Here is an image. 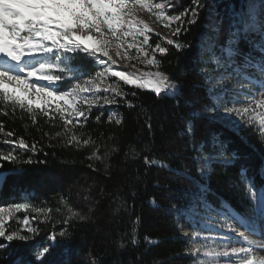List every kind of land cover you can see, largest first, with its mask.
<instances>
[{
  "label": "trees",
  "instance_id": "trees-1",
  "mask_svg": "<svg viewBox=\"0 0 264 264\" xmlns=\"http://www.w3.org/2000/svg\"><path fill=\"white\" fill-rule=\"evenodd\" d=\"M209 1L217 6L219 20L223 17L215 40L214 49L218 50L228 40L229 13L245 10L246 0ZM174 5L176 14L194 6L192 0H174ZM206 21L203 8L195 24L185 23L187 31L172 36L187 46L177 51L163 45L168 52L163 56L157 54L159 71L179 85L180 95L157 97L119 82L133 107L123 101L94 107L87 123L74 129L81 141H92L87 146H65V137L52 139L62 128L58 118L53 126L44 117L32 124L26 113H13L10 107L7 115L0 113L4 130L14 133L11 139L23 137L38 148L35 154L16 149L21 161L30 158V164L2 162L0 172L18 168L22 173L8 175L0 186V206L25 193L37 208L52 209L48 218L35 212L25 214L36 217L31 226L38 230L37 234L27 243L13 241L0 248V264H12L17 258L33 262L29 255L37 241L65 228L70 236H57L59 243L47 264H193L186 241L176 230L175 217L177 209L195 204L201 185L207 189L206 199L217 209L223 201L242 219L253 214L252 195L240 170L246 168L247 176L264 191V140L249 129L238 137L208 119L210 111L205 108L212 109V105L197 47ZM244 44L245 49L252 46L241 37L239 47ZM79 57L77 63H82L86 70L90 68V61ZM110 112L118 114L120 124L108 121ZM192 112L199 115L193 119L189 133L186 124ZM101 113L97 122L95 117ZM214 134H222L221 139L228 142L224 158L231 159L229 154L233 151L238 158L231 164H209L202 175L198 169L203 161L198 160V154L201 145L204 154L216 153L217 149L211 147ZM3 139L0 135V146L4 145ZM94 151L100 159H89ZM145 158L165 163L172 171L145 163ZM177 170L182 174H176ZM68 206L87 219L81 221L77 216L65 225L62 221L70 215ZM8 229L18 230L12 229V222Z\"/></svg>",
  "mask_w": 264,
  "mask_h": 264
},
{
  "label": "snow or ice",
  "instance_id": "snow-or-ice-1",
  "mask_svg": "<svg viewBox=\"0 0 264 264\" xmlns=\"http://www.w3.org/2000/svg\"><path fill=\"white\" fill-rule=\"evenodd\" d=\"M192 4L193 7L186 8L179 14L170 15V9L175 6L174 0H0V113L7 115L10 107L13 113L17 110L26 113L32 124H36L39 117H44L53 126L58 118L62 122V128L52 139L65 137V146L75 145L80 148L92 141L90 139L81 141L74 129L78 126L82 128L87 123L94 107L115 105L120 101L130 108L133 107L132 103L126 100V93L119 82L122 81L123 85L136 89L148 90L157 97L163 94L175 98L180 95V87L172 82L168 75L159 71L160 61L157 59V53L163 56L168 52V48L159 42L154 47L151 45L150 34L154 29L140 18V14L146 12L154 16L164 29L171 30V36L176 37L182 30L187 31L185 23L195 24L200 10L206 7L202 0H192ZM246 5L243 11L229 13L228 40L226 46L221 48L222 57H217L212 52L213 44L207 46L201 44V54L211 53V60L216 67L224 68V72L217 77V83L222 90L213 96L214 107L212 109L206 107L205 110L218 112L222 107L226 115L212 119L218 120L223 128L239 134L240 125L231 119L234 115L243 124L258 125L259 134L264 138V0H246ZM209 11L211 15L208 19L212 23L207 27L219 31L217 21L213 19L220 15L217 6L213 4ZM222 22L223 17L219 23ZM173 24L176 25L174 29ZM250 35L259 36V40H251ZM241 37L247 40L259 55H253L250 51L243 55L241 63H237L233 58L240 53L234 45L239 43ZM161 39L167 45L175 47L177 51L187 46L167 36ZM204 39L208 38L205 36ZM133 49L135 57L131 55ZM78 54H83L93 64H98L99 69L94 73L84 72L79 65L74 64ZM132 59L139 60L148 70L137 69V74L113 67L119 61H123L124 66L128 67V62ZM201 71L209 70L205 67ZM109 78H116V82H109ZM208 79L210 80V77ZM228 79H235L244 91L235 92L229 97L228 89L224 87ZM256 84L260 85L259 99L256 98L255 92L247 90L249 85ZM101 93L104 95H100ZM132 95L135 96V92ZM241 95L245 100H240ZM102 115L103 113L95 117L97 122L101 120ZM198 115V112L190 114L186 124L187 132H192L193 119ZM117 116V113L110 112L108 121L120 124L121 120ZM0 135L5 137L3 144L11 145L7 152L0 150V168L3 167L2 162L32 163L30 158L21 161L15 150L31 151L35 154L38 150L36 143L29 145L23 137L11 139L14 133L5 131L2 122ZM221 135L214 134L211 139V147L219 149V157L225 155L228 143L221 139ZM202 149L203 145L198 154V160L203 161V166L198 171L203 175L205 168L217 157L204 154ZM229 155L231 160H224V163H231L238 158L235 151ZM92 158L101 157L94 151L89 159ZM145 163L172 171L169 165L156 160L149 161L145 158ZM21 173L22 169L18 168L0 172V186L8 175ZM176 174L182 173L177 170ZM241 175L252 195L251 216H245L243 219L233 217L230 212L223 210L225 204L223 201L220 202V209L223 211H217V208L207 201V189L204 185L200 186L196 204L188 206L189 208L198 206L206 213L217 212L225 215L226 220L222 227L229 232L236 231L237 228L244 229L239 232L240 240H235L226 233L219 234L218 238L221 241L219 244L217 237H203L205 243L196 245L192 250V255L198 257L200 264H264V255H259L255 251L258 248L264 249V240L252 238L257 231L256 225L259 222L257 217L264 220V191L259 190L254 181L247 176L246 168L241 169ZM61 202L66 203L63 198ZM51 211L50 208H37L31 202L30 195L20 196L10 204L0 206V248L8 247L13 241L27 243L37 234L38 230L30 224V220L36 217L27 215L22 219L23 230L9 231L8 225L17 214L35 212L48 218ZM185 211L186 209H177V215L182 216ZM68 212L70 215L62 221L65 225L77 216L81 221L87 219L71 206H68ZM227 219H232L234 223L227 224ZM202 231L213 230L194 226L193 236L199 238ZM23 232H27L28 235ZM58 235L65 238L70 236V233L65 228L59 233L53 231L49 234L47 240L51 243H45L35 249L33 253L35 261L47 264V258L54 253L59 243ZM132 243H136L135 237ZM15 264L34 262L17 258Z\"/></svg>",
  "mask_w": 264,
  "mask_h": 264
},
{
  "label": "rangeland",
  "instance_id": "rangeland-1",
  "mask_svg": "<svg viewBox=\"0 0 264 264\" xmlns=\"http://www.w3.org/2000/svg\"><path fill=\"white\" fill-rule=\"evenodd\" d=\"M203 2L206 3V7L204 9H206L207 7H211L213 5L209 0H203ZM169 14L170 15L176 14V13L173 12V7L170 9ZM140 18L144 19L154 29L153 33L150 34V43H151V45L154 47L155 44L158 43V42L161 43L162 45H167L166 43H164V41L161 38L165 37V36H167L168 38H172L171 30L170 29H164L163 26L159 22H157L155 20L154 16H150L146 12L141 13L140 14ZM218 21H219V18H218ZM174 27H175V24L172 25V28H174ZM250 36L252 37V40H256L254 35H250ZM236 48L238 49L237 45H236ZM245 48H246V46L244 44L242 47H240V49H238V51H244V50L247 51V50L250 49V48H248V49H245ZM213 50L214 49H212V52H213ZM219 53H221V48H219L218 51H217V54H219ZM157 54H159V53H157ZM79 55L83 56V54H78L75 57L74 64L79 65L80 68L84 72H93L94 73L95 70L99 69L100 66L98 64H93L88 58H85L83 56L86 60H89L90 63H91L90 68H88L86 70L82 63H80V62L77 63L78 59L80 58ZM131 55L133 57L136 56V53H135L134 49L132 50ZM233 59L237 63H241L242 60H243V58H241V57H236V58H233ZM128 63H129V66L125 67L124 66V62L123 61H119L113 67L116 68L117 70H121V71H124V72H127V73H137V69H139V70H148V69H145L144 65L142 63H140V61L137 60V59H132ZM132 65H135L136 67H132ZM202 67H207V69L209 70V71H207V74L209 75L210 81H212V83H213L214 79H216V82H217V77L220 76V74L224 72V68H217L215 63L212 62L211 53H205L204 54V62L202 63ZM150 70L156 71V69H150ZM229 71H231V69H229ZM109 82L115 83L116 82V78H109ZM217 85H218V83H217ZM236 85H238V83L236 82L235 79H228L224 83V87H226V88L227 87H236ZM218 86H220V85H218ZM139 90H144V89H139ZM100 95H104V93H101ZM221 114L225 115V113H224V111L222 109H221ZM232 119L238 120L237 117H235L234 115L232 116ZM238 124L240 125V129H241L243 123L238 122ZM10 149H11V145L4 144V145L0 146V150H3L5 152H7ZM24 195H27V194L23 193L21 196H24ZM252 210H253V203H252ZM25 214L26 213H23V212L19 213V214H17L15 219L11 220L12 229H16V228L18 230H23L24 229V225L22 223V219L25 216ZM204 217H207V218H204ZM257 219H258L259 222L256 225V229H257L256 235L253 236V237L254 238H262L264 236V220H259V217H257ZM225 220H226L225 215H220V214L212 213V212L206 213V212H204L203 209H201L200 207L197 208V206H196L194 208H188L185 211L184 215H182V218L181 217L176 218V223H177V226H180V227L183 225V223H186V226H188V229L191 231L192 235H193V227L194 226L211 228L213 231H211V232L202 231L199 238L193 236L196 239V244L197 245H202V244L205 243V240L203 239V237L214 236V237L218 238L219 234H222L223 232L226 233L227 235L233 234L234 231L229 232L226 228L222 227V225L225 223ZM226 223L227 224H232L231 219H227ZM30 224H31V220H30ZM45 243L50 244L51 241H48L47 238L46 239L42 238V239L38 240L37 243L35 244V246L33 247L32 252L29 255L33 259V262L36 263V264H38L40 262L39 261H35V257L33 255V253H34V251H35V249L37 247H40V246H42ZM219 243H220V240L218 238L217 239V244H219ZM236 246H239V245H236ZM196 258L198 259L197 256H196ZM15 262H16V260H14L12 262V264H15ZM198 264H200V260L198 261Z\"/></svg>",
  "mask_w": 264,
  "mask_h": 264
},
{
  "label": "built area",
  "instance_id": "built-area-1",
  "mask_svg": "<svg viewBox=\"0 0 264 264\" xmlns=\"http://www.w3.org/2000/svg\"><path fill=\"white\" fill-rule=\"evenodd\" d=\"M208 4V3H207ZM209 9H210V7H207L205 10H206V18H207V21H206V23L204 24V30H203V33H202V35L199 37V41H198V43H197V47H198V59H199V61L201 62V63H203L204 62V54L202 55L201 54V44L202 43H204L205 44V46H207V44H213V45H215L216 44V42H215V40H216V38L218 37V31H213L212 29H211V27H207V25H210L211 23H212V21L211 20H209L208 19V17L211 15V13H210V11H209ZM213 19L215 20V21H217V27H218V25H219V21H218V18H217V16H215V17H213ZM205 36L208 38L207 40H205L204 38H205ZM255 36V39L256 40H259V36H257V35H254ZM224 46H226V43L223 45V47ZM234 47H236V45H234ZM214 48V47H213ZM212 48V49H213ZM239 49V48H238ZM252 52L253 53V55H259V53H257L254 49H253V47L251 46L250 47V49L249 50H247V51H238L240 54L239 55H237V56H235L234 58H236V57H241V58H243V55L244 54H246V53H249V52ZM213 52L215 53V55H217V57H222L223 56V54H222V52L221 53H219V54H216V52L213 50ZM202 68H205V67H202ZM203 74H205L206 75V82H205V86H206V91H207V94H208V98H209V100H210V102H211V105H212V107H214V99H213V96L216 94V93H218V92H220L222 89H221V86H218L217 85V82H216V79H214L213 80V83H212V81H210L208 78H209V75L207 74V72H202ZM257 75V77H258V73L256 74ZM259 88H260V85L259 84H256V85H249L248 86V89L247 90H251L252 92H255L256 93V98L257 99H259L260 98V95H259ZM227 89H228V95H229V97H231V95L233 94V93H235V92H240V91H244V89H241V86L238 84V85H236V87H227ZM240 98V100L241 101H243V100H245V97L244 96H240L239 97ZM221 109L223 110V108L221 107L220 109H219V111L218 112H213V111H210V113L208 114V119H210V120H213L212 119V117H224L225 115H222L221 114ZM231 119H232V117H231ZM234 120V119H233ZM214 121V120H213ZM237 121V123L238 122H240L239 120H236ZM215 122H217V123H219V121L218 120H216ZM220 124V123H219ZM227 129V128H226ZM245 129H249V130H251V131H253V132H256V134L257 135H259L260 136V134H259V131H258V125H256L255 123L252 125V126H248V125H246V124H242V128L240 129V132H239V134H236L235 132H233V131H230L229 129H227V130H229L230 132H232L233 134H235V135H237L238 137H241V132L242 131H244ZM264 139V138H263ZM219 149H217V151H216V153L215 154H213L212 156H215V157H217V159L216 160H214L213 162H211V163H223V164H231V163H224L223 161L224 160H231V159H226V158H224V156L223 157H219ZM263 171H264V161H263ZM240 172H241V170H240ZM208 201V200H207ZM209 202V201H208ZM197 208H199L198 206H197ZM223 210H226L227 212H230L231 213V215H233V211L229 208V206H224V209ZM223 210H221V209H217V211H223ZM212 213H217V212H212ZM232 224H233V220H232ZM176 227L178 228V229H180V226H177V223H176ZM185 234H189V233H183V236L185 235ZM237 234V233H236ZM187 236V235H186ZM185 241H186V245H187V248H188V251H189V253L192 255V249L197 245L196 244V239L193 237V235H188V237H186L185 238Z\"/></svg>",
  "mask_w": 264,
  "mask_h": 264
},
{
  "label": "bare ground",
  "instance_id": "bare-ground-1",
  "mask_svg": "<svg viewBox=\"0 0 264 264\" xmlns=\"http://www.w3.org/2000/svg\"><path fill=\"white\" fill-rule=\"evenodd\" d=\"M253 239H257V240H264V236L262 238H254L252 237ZM256 253L259 254V255H264V249H256Z\"/></svg>",
  "mask_w": 264,
  "mask_h": 264
}]
</instances>
